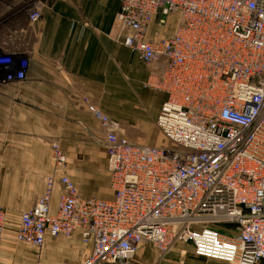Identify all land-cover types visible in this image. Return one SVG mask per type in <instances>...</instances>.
Masks as SVG:
<instances>
[{
	"label": "built area",
	"instance_id": "1",
	"mask_svg": "<svg viewBox=\"0 0 264 264\" xmlns=\"http://www.w3.org/2000/svg\"><path fill=\"white\" fill-rule=\"evenodd\" d=\"M170 20L169 35L152 30ZM115 24L112 39L152 65L146 86L166 95L155 119L165 143L128 139L85 99L105 131L112 197H82L52 143L54 171L15 240L41 247L78 233L80 264H129L145 243L161 258L188 243L197 256L264 264V0H119ZM26 66L0 51L1 82ZM5 223L0 207V246Z\"/></svg>",
	"mask_w": 264,
	"mask_h": 264
},
{
	"label": "crops",
	"instance_id": "2",
	"mask_svg": "<svg viewBox=\"0 0 264 264\" xmlns=\"http://www.w3.org/2000/svg\"><path fill=\"white\" fill-rule=\"evenodd\" d=\"M32 3L39 18L31 20L24 7H17L25 19L0 47L16 66L27 62L22 80L0 81V207L7 222L0 264H80L88 246L78 233L46 236L41 247L15 242L20 213L33 206L54 171L51 144L58 143L64 152L66 174L82 197L110 199L105 131L86 100L119 121L128 139L160 145L155 119L166 95L146 86L152 65L112 39L119 0ZM58 196L56 186L53 211ZM182 244L160 264H229L197 256L190 244ZM151 248L143 244L129 264L153 263Z\"/></svg>",
	"mask_w": 264,
	"mask_h": 264
},
{
	"label": "rangeland",
	"instance_id": "3",
	"mask_svg": "<svg viewBox=\"0 0 264 264\" xmlns=\"http://www.w3.org/2000/svg\"><path fill=\"white\" fill-rule=\"evenodd\" d=\"M32 1L33 0H0V47L3 46L6 43V41L8 39V36L14 34L15 30L18 29V25L23 23V21L25 19L24 18V15H25L24 13L26 11L31 13V11L34 10V4L32 3ZM42 1L49 2L50 0H42ZM19 6L24 7V10H23L24 13L23 12L19 13V12L16 11L17 7H19ZM171 21L172 20H170L169 23L167 24V26L162 28V29H157L156 27H153L152 30L155 31V33H157V34H159V33L165 34L172 27ZM0 51H1V48H0ZM121 128L122 127H121V124H120V127H119V133L120 134H122L120 132ZM157 134L159 135V138H160L158 144H160V145L164 144L165 143V139L163 138V136L159 132V130H157ZM105 191H107L106 188H105ZM6 224H7V222H6ZM6 228H7V225H6ZM15 242H18V241L15 240ZM178 245L184 246L185 244L178 243ZM176 246H177V244H176ZM171 251L172 250H170L165 256H168V254ZM150 254H152L153 256L156 257L155 261L153 263H151V264H160L161 257L159 256L158 252L156 251V249L153 246H152V248L150 250ZM135 258H136V254L133 256L131 261L133 259H135Z\"/></svg>",
	"mask_w": 264,
	"mask_h": 264
}]
</instances>
